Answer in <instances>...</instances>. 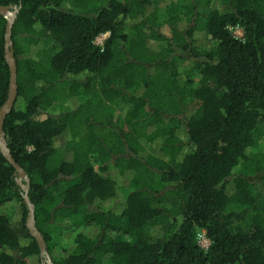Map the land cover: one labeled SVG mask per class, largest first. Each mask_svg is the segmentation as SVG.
Here are the masks:
<instances>
[{"label": "trees", "instance_id": "16d2710c", "mask_svg": "<svg viewBox=\"0 0 264 264\" xmlns=\"http://www.w3.org/2000/svg\"><path fill=\"white\" fill-rule=\"evenodd\" d=\"M183 1L162 20L158 0H0L18 9L3 131L29 178L0 147V264H41L31 207L48 251L59 231L99 229L53 264H264V0ZM6 25L0 14V110ZM157 139L167 158L143 144ZM120 177L125 200L98 208Z\"/></svg>", "mask_w": 264, "mask_h": 264}, {"label": "rangeland", "instance_id": "374dc122", "mask_svg": "<svg viewBox=\"0 0 264 264\" xmlns=\"http://www.w3.org/2000/svg\"><path fill=\"white\" fill-rule=\"evenodd\" d=\"M179 4L183 3V0H176ZM169 0H158L160 6V15L161 19L164 20L165 16V5ZM165 33L169 32L168 27L165 25L163 27ZM234 33V30L232 31ZM236 36L238 34L234 33ZM109 36L108 33L100 35L96 40L95 44L102 46L104 41ZM184 67V65H182ZM198 76H196V80ZM67 105V104H66ZM68 106V105H67ZM117 114H124L128 107L124 104H115L114 105ZM144 146L154 155L167 158L160 147L162 144V139H157L155 141H143ZM53 145L58 150H63L66 146V140L62 137H55ZM130 188V181L125 177H120L118 180V193L115 198L109 199L107 201H98L97 207L107 210L111 208L117 201H123L126 198V193ZM4 212H10L14 210V203H8L4 205ZM98 227L94 225H80V226H71L68 229L59 231L52 236L50 242V251L47 249L43 252L41 256V264H53V260L59 257H66L69 252L75 247L74 237L77 233L82 232L90 238H94L98 234ZM152 233L157 234L158 230H154Z\"/></svg>", "mask_w": 264, "mask_h": 264}, {"label": "water", "instance_id": "95a60500", "mask_svg": "<svg viewBox=\"0 0 264 264\" xmlns=\"http://www.w3.org/2000/svg\"><path fill=\"white\" fill-rule=\"evenodd\" d=\"M18 12V9L12 8L11 5H0V14L4 16L7 19V25H6V40H5V54L7 61L10 66L11 70V78H10V88H9V95L8 99L5 102V104L1 107L0 110V147L3 152V154L6 156V158L10 161L11 164L15 166L17 169V174L19 176L18 182L23 185L22 183V178H25L27 182H29V178L27 177L25 171L15 162L13 159L10 150L7 145V141L5 140V134L3 131L4 127V122L7 114L12 110L16 95H17V68H16V61L14 58L13 54V43L11 40L12 36V26L16 17V14ZM25 186V185H23ZM26 188V186H25ZM26 202L30 206V201L29 198L26 195ZM27 226L31 230L32 234L36 237L40 248L42 252H45L46 250V243L45 240L43 239L42 235L40 232L37 230L35 227V217H34V212L33 208L31 207V212L27 218Z\"/></svg>", "mask_w": 264, "mask_h": 264}, {"label": "built area", "instance_id": "2783aa9c", "mask_svg": "<svg viewBox=\"0 0 264 264\" xmlns=\"http://www.w3.org/2000/svg\"><path fill=\"white\" fill-rule=\"evenodd\" d=\"M230 29L233 31L234 33L238 34V36H236L234 33V35L237 38H242L243 37V30L241 27L239 26H234V27H230ZM97 39V38H96ZM197 238H198V242L199 244L204 248L207 249L209 247V245L211 244L210 239L207 237L205 230H200L197 233Z\"/></svg>", "mask_w": 264, "mask_h": 264}]
</instances>
